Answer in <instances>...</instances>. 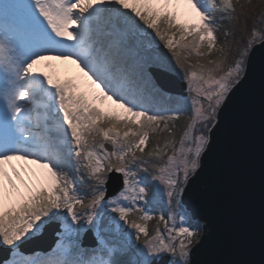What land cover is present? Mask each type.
I'll return each mask as SVG.
<instances>
[{
    "label": "snow or ice",
    "instance_id": "obj_1",
    "mask_svg": "<svg viewBox=\"0 0 264 264\" xmlns=\"http://www.w3.org/2000/svg\"><path fill=\"white\" fill-rule=\"evenodd\" d=\"M181 4L197 23L166 11ZM216 7L221 19H239L234 0H12L0 8V264H192L202 230L182 210L185 186L255 51L264 53V14L233 50L218 42ZM161 45L191 94L178 141L184 109H161L171 98L144 57ZM49 61L70 62L78 74L61 79ZM106 102L123 114L105 111ZM13 161L41 170H27L35 183L20 178L24 191L8 174L20 176ZM110 179L119 181L112 196ZM165 204L166 217L147 207ZM47 228L55 247L29 249ZM85 233L95 236L90 254Z\"/></svg>",
    "mask_w": 264,
    "mask_h": 264
},
{
    "label": "water",
    "instance_id": "obj_2",
    "mask_svg": "<svg viewBox=\"0 0 264 264\" xmlns=\"http://www.w3.org/2000/svg\"><path fill=\"white\" fill-rule=\"evenodd\" d=\"M259 45H257V48ZM157 83L168 93L186 95L184 81L174 72L153 66ZM210 149L189 178L183 205L202 223L201 241L194 246L192 264H264V53L257 49L240 87L218 115ZM106 147L111 149V145ZM113 177L115 173L111 174ZM119 191L110 179L109 196ZM57 239L47 228L29 249L48 251ZM95 236L82 234L84 247ZM0 256V260H2Z\"/></svg>",
    "mask_w": 264,
    "mask_h": 264
},
{
    "label": "trees",
    "instance_id": "obj_3",
    "mask_svg": "<svg viewBox=\"0 0 264 264\" xmlns=\"http://www.w3.org/2000/svg\"><path fill=\"white\" fill-rule=\"evenodd\" d=\"M248 1L251 2V5H252L249 7V11L247 10L248 14H251V16L250 17H243L241 19L234 20V21H227L225 19L224 20L217 19L219 17V15L222 14V12L219 11V9H217V7L214 8L215 14H216V20H219V21H217L218 31L216 33L219 44H225V42L227 41L228 43H230L232 45L233 50H235L236 41L243 39V38H246L247 31L250 30L253 27V25L257 23V18L261 17L262 14H264V0H248ZM234 3H236L237 10H239V8L241 6V4H239V0H238V3L236 2V0H234ZM172 11H175V10L171 9V11H168V12H172ZM242 14L244 15V13H242ZM186 20L187 19H184L182 17L181 22L187 23V22H185ZM258 26H264V19L261 20V23ZM225 31L231 32L232 35L225 37V35H224ZM157 43L159 44V41H157ZM161 53L163 55H161ZM144 57H145V59H149V62L151 64H155L157 66H161V67L166 68L168 70H172L182 77V74L175 67L174 61H171V54L167 53V50L163 49L162 45L160 46V52H156L155 50L150 49L144 53ZM56 71L60 73L61 68H58ZM166 95L168 97H170L171 99H170V101L161 104L160 105L161 109H163V108H175V107H181L184 109V114L180 117L179 120L175 121L176 128L174 129V132H175L176 139H178V136H176L177 130L182 132L184 130L186 124L188 123L189 118H190L189 109L191 106V102H190L189 98L191 97V94L189 93V95H187V96H180V95H176V94L166 93ZM154 110H156V109H154ZM166 138H168L166 133L161 134V136L159 138H157L155 135H153L152 139H151V143L149 144V149H151L157 143L162 145ZM169 154H171V151H169ZM191 176L192 175H190V177ZM84 189L86 190V188H84ZM147 207H148L149 211L156 216L163 214L166 217L168 215V209H167V206H165V205L163 207H157L155 210H153L152 206L147 205ZM182 208H183V206H182ZM130 219H134V217H130ZM192 221L194 223L198 222V224L201 228V223L198 220L192 219ZM149 223L150 224L152 223V225L149 226V230L150 231L154 230L156 227L157 221L156 220L149 221L148 225H149ZM162 228H163V225H161V229ZM84 249L86 252H88L90 254L94 251L95 247L84 248ZM130 259H131V257H130Z\"/></svg>",
    "mask_w": 264,
    "mask_h": 264
},
{
    "label": "rangeland",
    "instance_id": "obj_4",
    "mask_svg": "<svg viewBox=\"0 0 264 264\" xmlns=\"http://www.w3.org/2000/svg\"><path fill=\"white\" fill-rule=\"evenodd\" d=\"M11 3H12V0H0V8H3L4 5L11 4ZM216 3H218L217 5H219V0L218 1L216 0ZM239 4H241V6H240L239 10H237V13H236L237 16L239 17V19H241L243 17H250L251 14H248V11H249V7L252 6L251 2H249L248 0H239ZM171 9L175 10V11H172V12L177 14V17L180 20V22L182 21V17L184 19H187L185 21L187 23H197L198 22V17H196L195 13L192 12L189 8L185 7L182 4L181 5L170 6V7H168L166 9V11H171ZM217 9H219V11H221L219 7H217ZM213 12L215 13V9H213ZM242 13H244V15ZM222 16H223V13L220 14L217 19L224 20V19H221ZM219 20H217V21H219ZM57 62H61V61H49L48 63H51L54 66V69H56ZM63 63H65V62H63ZM39 68H40L41 71H52V69L44 68L43 64H41L39 66ZM77 74H78V69L76 68V66L74 64H71L69 62V63H66L64 66H62L61 71H60L58 76L61 79H65V78L74 77ZM180 79H182L181 76H180ZM187 95H189V92H188V90L186 88V95L185 96H187ZM189 100L191 102V97L189 98ZM103 108H104L105 111H114V112H116L118 114H123V110L122 109H117L115 105H111V102H106L105 105H103ZM163 114L164 115H171L172 112L171 111H165V112H163ZM161 127H163V125H161ZM182 133H183V131L180 132L179 130H177V134H176V136H178L177 141L179 140V137L182 135ZM177 146H178V144H177ZM11 164L15 166L16 170L20 173V176L17 177L16 175H14L13 172H12V168L11 167L8 168V174L11 177V179L17 184V186L21 188V191H24V188H23V186L20 183V178L21 177L25 181H28L29 183H35L34 178H30V175H29L27 170L31 169L32 171H35L36 173H39L41 171V170L37 169L35 165H24L22 161H13V162H11ZM82 190H85V189L82 187ZM149 206H152V205H149ZM165 206H166V204H165ZM183 208H182V210H183ZM150 225H152V223L151 224L149 223L148 226H150ZM128 231L131 232L132 230L128 229ZM55 243H56V241H55ZM55 243L52 246V248L55 247ZM133 243H136L134 241V239H133ZM50 250L51 249H49L48 251H50ZM82 250L85 251L84 248H82ZM48 251H45V252H48ZM38 252H41V251H38ZM42 253H44V252H42ZM131 259L134 260L135 257H131Z\"/></svg>",
    "mask_w": 264,
    "mask_h": 264
},
{
    "label": "bare ground",
    "instance_id": "obj_5",
    "mask_svg": "<svg viewBox=\"0 0 264 264\" xmlns=\"http://www.w3.org/2000/svg\"><path fill=\"white\" fill-rule=\"evenodd\" d=\"M153 66H157V65H155V64H152ZM159 67H161V66H159ZM166 69V68H165ZM170 71H172V70H170ZM172 72H174V71H172ZM176 75H178V77L180 78V75L179 74H177L176 72H174ZM183 80V79H182ZM165 91V90H164ZM165 93H168V92H166L165 91ZM169 94V93H168ZM177 95V94H176ZM180 96H182V95H180ZM201 230L203 231V228H202V223H201Z\"/></svg>",
    "mask_w": 264,
    "mask_h": 264
}]
</instances>
